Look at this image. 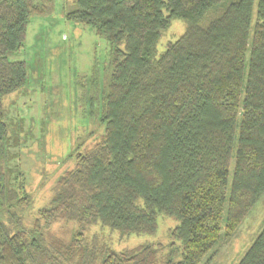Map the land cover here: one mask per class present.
<instances>
[{
    "label": "trees",
    "instance_id": "obj_1",
    "mask_svg": "<svg viewBox=\"0 0 264 264\" xmlns=\"http://www.w3.org/2000/svg\"><path fill=\"white\" fill-rule=\"evenodd\" d=\"M47 2L0 0V264H199L264 192V0H72L66 19L110 46L103 131L68 155L73 166L25 225L29 196L9 165L23 130L9 127L2 98L26 80L25 62L7 54ZM175 17L185 30L158 52ZM158 212L178 221L165 254L83 232L99 222L152 233ZM60 220L78 224L68 240L47 230ZM236 264H264V226Z\"/></svg>",
    "mask_w": 264,
    "mask_h": 264
},
{
    "label": "rangeland",
    "instance_id": "obj_2",
    "mask_svg": "<svg viewBox=\"0 0 264 264\" xmlns=\"http://www.w3.org/2000/svg\"><path fill=\"white\" fill-rule=\"evenodd\" d=\"M72 0H48L49 11L32 14L26 25L23 45L7 54L10 60H23L26 80L2 98L9 127L19 123L20 144L11 148L21 183L29 203L20 211L30 225L38 210L53 192L59 174L73 166L69 154L84 148L103 131L100 100L109 72L110 46L104 36L87 24L68 20L65 11ZM214 8L204 21L217 14ZM185 30L180 18H172L161 31L156 48L162 51ZM20 181V183H19ZM152 233H121L99 222L83 230L87 239L96 235L115 250L141 243L160 246L168 252L169 231L177 223L174 216L157 213ZM264 226V192L226 240L221 238L199 264H236ZM78 229L75 221H56L47 230L68 240ZM208 257V258H207Z\"/></svg>",
    "mask_w": 264,
    "mask_h": 264
}]
</instances>
